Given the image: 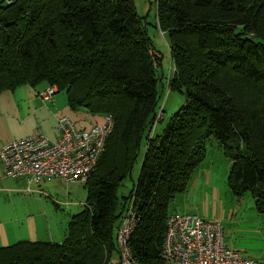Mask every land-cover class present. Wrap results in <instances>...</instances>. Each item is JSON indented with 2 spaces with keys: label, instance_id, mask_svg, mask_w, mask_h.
Instances as JSON below:
<instances>
[{
  "label": "trees",
  "instance_id": "trees-1",
  "mask_svg": "<svg viewBox=\"0 0 264 264\" xmlns=\"http://www.w3.org/2000/svg\"><path fill=\"white\" fill-rule=\"evenodd\" d=\"M6 1L0 93L46 83L66 93L71 110L110 115L115 126L64 241L0 247V264H114L130 203L133 257L169 264V205L202 165L210 140L231 160L233 195L250 193L264 214V0H157L156 27L174 65L168 86L186 98L157 135L163 58L135 0ZM142 153L138 179L120 201L119 188Z\"/></svg>",
  "mask_w": 264,
  "mask_h": 264
},
{
  "label": "rangeland",
  "instance_id": "rangeland-1",
  "mask_svg": "<svg viewBox=\"0 0 264 264\" xmlns=\"http://www.w3.org/2000/svg\"><path fill=\"white\" fill-rule=\"evenodd\" d=\"M5 2L7 1L5 0ZM156 2L157 0H135L139 15H148L150 37L163 58L162 68L159 72L164 76L163 83L165 87L161 92L159 117L153 130L155 135L163 132L170 118L186 102L183 94L174 90L171 91L168 86L169 81L173 78L174 65L168 39L156 27ZM45 85L46 83H41L38 86ZM19 90H24V87ZM12 92L7 91L0 98V104L3 107L4 105L10 107L7 112L11 114L16 110L17 103H19L18 93L14 95ZM59 94L65 96L66 93L60 92ZM69 115L79 127H90V122H93V124L100 123L102 119L101 116L89 114L85 109L70 110ZM33 125V121L4 117L0 120V142L8 144V142L28 136ZM206 146L205 160L195 171L186 190L178 194L170 203L169 211L172 213L196 214L208 221L220 223L226 246L239 250L247 258L264 264V214L257 212L250 193L245 194L241 199H237L231 192L228 186V176L232 163L230 158L225 155L223 148L215 140L208 141ZM142 161L143 153L138 157L131 175L123 181L122 186L119 188L118 197L120 201L130 193L134 182L137 181ZM44 190L48 192L51 198L36 194L37 197L42 198L47 203L34 204V209L43 211L44 207V211L47 212L46 216L37 219L38 225L46 229H42L43 231L39 233V239L49 242L50 231L48 230V234L47 228H50L58 236L63 235V239L59 242L62 243L73 215L84 210V206L77 209L78 207H74V205L85 204L87 190L82 183H66L61 180L51 181ZM68 204L70 205L68 206ZM31 223L34 224V219ZM117 261L118 258L114 262Z\"/></svg>",
  "mask_w": 264,
  "mask_h": 264
},
{
  "label": "built area",
  "instance_id": "built-area-1",
  "mask_svg": "<svg viewBox=\"0 0 264 264\" xmlns=\"http://www.w3.org/2000/svg\"><path fill=\"white\" fill-rule=\"evenodd\" d=\"M56 93L55 86H48L38 96L49 102ZM57 120L61 133L57 140L36 131L0 149L5 176L24 179L27 191H31L32 184L51 178L84 184L97 169L115 126L110 115L90 128H78L68 116H60ZM40 193L47 197V193ZM136 223V214L130 203L117 233L120 260L114 264H140L129 248ZM163 256L169 264H258L241 251L225 245L220 223L188 213L168 216Z\"/></svg>",
  "mask_w": 264,
  "mask_h": 264
},
{
  "label": "crops",
  "instance_id": "crops-1",
  "mask_svg": "<svg viewBox=\"0 0 264 264\" xmlns=\"http://www.w3.org/2000/svg\"><path fill=\"white\" fill-rule=\"evenodd\" d=\"M23 87L24 90H19ZM47 87V84L45 86H37L35 88L22 86L13 91L12 93H14V95L18 93L19 99L16 110H14L13 114H11L7 112L10 107L5 105L3 107L0 104V120L4 119V117H10L13 119L19 118L22 120L33 121L34 125L28 136H31L38 131L51 140H57L61 135L57 119L60 116L70 117L69 112L71 109L68 106L66 94L65 96H61L58 91L53 96L51 101L44 102L38 96V93L44 91ZM6 92L7 91L0 93V98ZM102 120L103 117L101 121ZM97 123L99 122H96L95 124ZM75 124L78 128H90L95 125L93 122L89 123V125H91L90 127H79L76 122ZM6 144L7 143L2 144L0 142V149ZM54 180L63 181L58 178L45 179L40 184H32L30 186L31 191H27L28 185L24 179H14L5 176L0 160V247L10 246L20 241H42V239H39V233L46 229L38 225L37 219L38 217L46 216L47 212L44 211V207L43 211L34 209V204L47 203V201L37 197L36 194L44 196L40 193V191H43L47 193V197L45 196L46 198H51L44 188H47L48 183H51V181ZM69 205L70 204H68V206ZM71 205L73 204L71 203ZM84 205L75 204L74 207H78L77 209H79ZM33 219L34 224L31 223ZM48 230L50 231V234ZM47 232L50 238L49 242L59 243L63 239L62 234L58 236L50 228H47ZM258 264L260 263L258 262Z\"/></svg>",
  "mask_w": 264,
  "mask_h": 264
}]
</instances>
